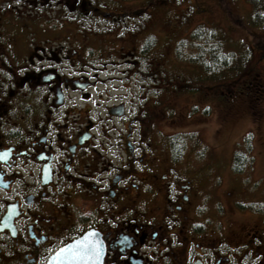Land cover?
Segmentation results:
<instances>
[{"label": "flooded vegetation", "instance_id": "obj_1", "mask_svg": "<svg viewBox=\"0 0 264 264\" xmlns=\"http://www.w3.org/2000/svg\"><path fill=\"white\" fill-rule=\"evenodd\" d=\"M42 3L0 0V264H46L89 231L103 264H264L253 181L185 178L174 147L163 163L160 97L132 82L160 56L155 3ZM82 17L112 28L82 34ZM258 83L245 95L260 115Z\"/></svg>", "mask_w": 264, "mask_h": 264}, {"label": "rangeland", "instance_id": "obj_2", "mask_svg": "<svg viewBox=\"0 0 264 264\" xmlns=\"http://www.w3.org/2000/svg\"><path fill=\"white\" fill-rule=\"evenodd\" d=\"M127 3L131 1L123 3L124 7ZM42 5L52 16L59 10L57 3L50 6L48 0H43ZM21 8L27 11L26 6ZM13 19L8 25H13ZM144 19L148 20L151 30L159 33L161 54L159 62L155 60L152 66L148 61H139L132 82L136 84L133 88L145 94L147 101L160 97L163 163L168 160L167 148L177 147L182 150L178 153L181 157L176 160L177 167L185 178H222L229 187L239 184L236 179H243L247 188L253 181V212L260 218V221L255 219V224H262L264 93L263 99L257 101L261 103L260 115H257L256 109L246 106L245 88L253 81L264 80V52L258 49V42H264V23L255 20L250 0H162L160 9ZM77 25L82 34L93 32L89 25L98 32L112 28L106 21L95 26L84 17ZM196 29L204 36L193 38ZM23 34L28 31L24 29ZM181 41H184L183 46H180ZM217 54L221 59H215ZM222 54L233 58L228 65H221ZM206 64L219 67L206 71ZM124 68L128 67L123 65L121 69ZM115 73L116 69L111 67L107 75ZM139 85L145 86L140 88ZM251 88L255 94V83ZM124 92L126 90L113 91ZM248 134L252 136L250 145L246 141ZM237 149H242L247 156L246 168L239 175L232 169ZM247 188L243 190L249 192ZM245 204L249 201L238 207L241 210L251 208L244 207Z\"/></svg>", "mask_w": 264, "mask_h": 264}, {"label": "trees", "instance_id": "obj_3", "mask_svg": "<svg viewBox=\"0 0 264 264\" xmlns=\"http://www.w3.org/2000/svg\"><path fill=\"white\" fill-rule=\"evenodd\" d=\"M86 1H87V3H89V2L94 1V0H91V1L90 0H86ZM127 1H132V0H120V3H119L118 6H120V8H123L124 7V4L123 3L127 2ZM250 1H251V4H252V7H253V12H254L255 20L257 22H259V23H264V0H250ZM106 2H112V0H106ZM145 2H146L145 5L147 7L149 6L150 3H152V4L155 3V5H152V7H151L150 10H146L147 15H149L151 17L152 16V13L154 11H157V10L160 9L162 0H145ZM137 3H139V1ZM109 6H108V8H109ZM146 21L148 23V20H146ZM210 32H213V31L210 30ZM197 35L200 38L204 36V34H202L201 32L198 34V29H196V30H194L192 36H193V38H195V36H197ZM180 43H179L180 46H183L184 41H181ZM150 45H152V43H150ZM258 46H259L258 49L259 50H263V52H264V42L263 41H259L258 42ZM179 51H180V55L178 57L182 56V53H181L182 51H181L180 48H179ZM160 54H161V51H160ZM219 54H217V56H215L216 57L215 58L216 60H219V58L221 59V56H219ZM222 55L224 57V58H222V60H220V62L222 63L221 64L222 66L228 65L229 64V59H233L232 57L227 56V54H225V55L222 54ZM149 56H150V58L153 57V56H155V60H157L159 62L160 57H157V55L154 53V51H150ZM187 60H188V57H187ZM200 62H202V61H200ZM216 67H219V66L217 65ZM216 67L213 64H206L204 66V68H206L205 69L206 71L215 70ZM255 87H256L255 88V92H257L259 88H262V83L260 84V83L257 82V84L255 85ZM246 141L248 142V145L251 144V141H252L251 134H248L246 136ZM176 157H179L178 154H176ZM246 164H247V156H246L245 152H243L242 149H237L235 151V155H234L233 163H232V169H233V171L235 173H242V172H244V170L246 168ZM244 207H246V205Z\"/></svg>", "mask_w": 264, "mask_h": 264}, {"label": "water", "instance_id": "obj_4", "mask_svg": "<svg viewBox=\"0 0 264 264\" xmlns=\"http://www.w3.org/2000/svg\"><path fill=\"white\" fill-rule=\"evenodd\" d=\"M10 217L7 215L4 221L8 222ZM94 237L95 235L86 233L81 238L60 248L46 264H102V258L99 256L100 249L93 245Z\"/></svg>", "mask_w": 264, "mask_h": 264}]
</instances>
